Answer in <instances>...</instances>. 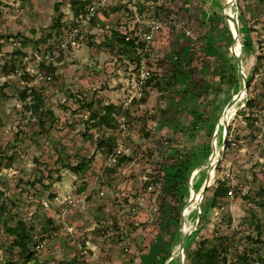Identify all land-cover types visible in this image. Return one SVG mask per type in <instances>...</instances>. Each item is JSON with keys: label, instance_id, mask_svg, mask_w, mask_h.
I'll use <instances>...</instances> for the list:
<instances>
[{"label": "rangeland", "instance_id": "374dc122", "mask_svg": "<svg viewBox=\"0 0 264 264\" xmlns=\"http://www.w3.org/2000/svg\"><path fill=\"white\" fill-rule=\"evenodd\" d=\"M167 1L168 12L176 14L174 26L169 17L155 14L154 0L142 2L139 11L166 21L147 56L151 73L168 77V84L150 86L145 80L139 87V70L131 68L113 37V31H130L135 23L128 3L112 0L101 7L83 36L63 45L61 54L57 48L46 57V65L54 68L48 78L50 72L39 68L38 57L70 34L71 0H0V195L8 205L0 214V264L14 251L4 222L20 218L40 227L50 217L56 227L25 264H185L186 250L215 231L234 237L233 250L256 249L258 222L264 254V205L255 198L264 187V102L254 122L242 113L246 98L264 91V60L236 112L230 111L224 122L228 101L244 87L239 68L229 83L217 76L221 67L231 70L236 64L225 15L233 3ZM235 2L241 38L253 45L242 54L250 76L257 51L264 52V0ZM58 16L62 25L49 37ZM6 63H16L19 71L5 68ZM174 66L175 79L170 76ZM27 69L32 78L22 74ZM200 77L219 87L218 92L193 96L191 88ZM31 85L42 90L43 108L54 111L44 126L19 96ZM106 103H114L120 125H92L93 115ZM123 155L127 159L119 162ZM214 155L219 160L210 171V190L196 199L197 207L191 206L193 191L201 190ZM82 157L92 159L85 173L64 166ZM175 161H187L190 168L180 195L167 189L164 180ZM219 177L228 181L231 192L212 207L211 191ZM185 223L189 228L182 256Z\"/></svg>", "mask_w": 264, "mask_h": 264}, {"label": "trees", "instance_id": "16d2710c", "mask_svg": "<svg viewBox=\"0 0 264 264\" xmlns=\"http://www.w3.org/2000/svg\"><path fill=\"white\" fill-rule=\"evenodd\" d=\"M94 0H71V8L72 13L74 16H78L81 13L85 12L88 8V6L93 2ZM155 1V14L156 15H164L162 18H166L170 16V12H168V3L162 2L158 4ZM247 0H239V2H243ZM165 3V4H164ZM154 9V10H155ZM153 10V11H154ZM242 14V13H241ZM176 16V14H175ZM161 18V19H162ZM94 20V18H93ZM60 25H62V21L60 16L56 17L51 25V31L48 32L47 35L49 37H53L55 34H58L57 27L59 28ZM173 27V26H172ZM113 37L116 39L117 46H120L122 51L124 52L125 56L129 57V60L133 63L134 67H137L139 55L137 53L138 46L142 44V42L139 41V37L135 30H131L128 32H119L118 30L113 31ZM0 42V47H1ZM253 47L251 41L248 39H244V54L249 52L251 48ZM21 52V49H20ZM22 53V52H21ZM62 53V49L60 48V54ZM21 55H25L24 53ZM264 60V52L263 51H257L256 54V61L255 65L253 67V71L251 72L250 76H248V86H251L252 79L254 77V74L256 72H260V64ZM179 64V62H178ZM39 68L44 69L45 73L50 72L48 75V78L52 77L51 72L54 70L52 66L46 65L45 60H41L38 62ZM175 65V62H174ZM5 68L11 67L12 71H19V66L16 63H11V65H8L7 63L4 64ZM238 65L237 61L236 64L233 65V68L230 69L222 68L220 70V73L217 75L219 77L218 80L222 79L226 82H231L232 80H235L238 75L237 71ZM229 70V71H228ZM178 70L174 66V71L171 72V77L174 76V79L177 77ZM22 74L24 77L32 78L34 76V73L31 71H23ZM162 79V80H159ZM264 82V80H263ZM155 84L156 86L160 87L161 84H168V77H159L157 73L154 71L151 73V75L146 79V85ZM169 85H166V87ZM208 90H214L215 92H218V89H215L213 84L210 83V81L206 77H200L197 79L191 88V93L195 97H201L205 91ZM220 92V91H219ZM259 94V93H258ZM257 93L251 94L249 97L246 98L245 102V108L246 111H243V115L247 120H251L254 122L255 120V112L257 109H261L262 105L261 103L264 102V91L260 93V96ZM20 99L25 103V106L27 109L31 110L33 113L39 114L40 123L42 126L45 125L46 120L50 117L54 118V111L50 108H43L44 106V97L42 90L34 85L31 86H25L20 92H19ZM28 98L31 99V101H28ZM145 100V99H144ZM115 105L114 103H106L103 107V111L100 113H95L93 115V118H96V120L92 123L94 126H103L107 125L109 127H116L117 125H120V120L118 117L114 115L115 113ZM43 117L45 119H43ZM264 137V134H263ZM108 141L113 142L114 137L112 135L108 136ZM231 142H227L226 147L230 146ZM127 159L126 156H122L119 159V162ZM91 157H82L78 162L71 163L66 162L64 163V166L68 167L69 169L75 171L76 173H85L88 169V166L91 162ZM187 161H184L182 163H179L177 161L171 163L169 165V170L167 171V174L164 179L168 186L167 189L171 188V191H174V193H180L184 188V181L187 180L188 175L190 174V168L186 164ZM217 183L213 186L212 189V207H216L220 204V202H223L231 192V188L228 184V181L225 178H217ZM33 184H35V179L32 181ZM210 190V187L207 186L205 188L204 195H207V192ZM182 197H185V195L181 194ZM258 196V197H257ZM256 202L258 204L264 205V187H259V190L256 191ZM8 209V205L4 198L0 195V214H3L4 211ZM205 212V209H202L200 221L203 219V214ZM180 214V213H179ZM15 220V219H14ZM199 221V222H200ZM5 226L7 227L8 232L13 236L11 245L14 251L11 253V257L8 258L6 264H25L27 260H31L35 258V252L34 247L41 245V243L51 237L52 231L56 229V227L53 225L52 219L48 217L44 223L40 225V227L37 226L34 221L31 219H24L20 218L14 221L13 223H10L9 221L4 222ZM256 228L258 229V236L256 238H253V241L258 244L256 249H243L241 251L239 250H233L236 246L234 237L232 235H229L228 233L224 232H217L215 231L213 236H204L201 237L198 241L195 247L188 248L186 250V263L185 264H264V254L260 250V246L263 243V239L261 238L262 230L261 225L258 222L256 224ZM16 255V257H12ZM23 259V261L21 260ZM73 260V259H72ZM71 263V262H70Z\"/></svg>", "mask_w": 264, "mask_h": 264}, {"label": "built area", "instance_id": "2783aa9c", "mask_svg": "<svg viewBox=\"0 0 264 264\" xmlns=\"http://www.w3.org/2000/svg\"><path fill=\"white\" fill-rule=\"evenodd\" d=\"M112 0H94L87 8V10L81 13L78 16L73 15L74 19V27L72 28L68 37L61 42L60 44L54 45L52 48H49L45 51V54L42 57H38V60H45L46 57H49L57 50V48H61L65 44H73L77 41V38L83 36V31L86 26L93 20V18L98 14V11L101 7L111 3ZM124 3H128L130 9L134 12L133 17L135 15V23L130 26V31L135 30L139 37V41L142 42L138 46V54L139 59L137 63V69L139 70L138 76L140 77V85L145 82V80L150 76L151 71L148 67V52L150 51L153 41L155 39L156 33L164 26L166 21L161 18L156 17H145L142 13H140V8L142 7L141 3L149 4L152 0H122ZM129 9V10H130ZM128 13V11L126 12ZM175 14H170L168 23L174 26L176 24ZM175 20V21H174ZM142 23V25H137ZM128 32V31H125ZM187 34H193L191 29L186 28ZM38 61V62H39ZM131 68H135L134 65H131ZM29 69H27L28 71ZM135 82V80H134ZM138 84V81L135 82V85ZM124 87L123 90H125ZM124 92V91H123Z\"/></svg>", "mask_w": 264, "mask_h": 264}, {"label": "bare ground", "instance_id": "6f19581e", "mask_svg": "<svg viewBox=\"0 0 264 264\" xmlns=\"http://www.w3.org/2000/svg\"><path fill=\"white\" fill-rule=\"evenodd\" d=\"M230 2L233 3V0H230ZM233 5H235V4L233 3L232 6L231 5H228L226 7L225 15H226V18L228 20V23H229L231 32H232L233 37H234V42H233V45H232V51L236 54V53H241V50H242L241 49L242 48V42H241V35H239L236 32L235 10L233 8ZM239 92H242V93L241 94L239 93L237 95L236 100L229 107H227V109H226L227 110L226 117H225V114H223L221 120H223V121H224V119H227L228 120V118L230 116V111H231V114H234L236 112V107H237L236 103L239 100H241L243 98V95H244V87L243 86L240 88ZM215 159H216V155H214L212 157V160H215ZM212 172H213V170H211V173ZM192 195H193V199H195V200L193 201V203H191V206L197 207L198 205H197L196 199L199 201V199L202 198V196L200 194V191H195L194 190ZM199 208H200V206H199ZM188 228H189L188 223H185L184 232H186L188 230Z\"/></svg>", "mask_w": 264, "mask_h": 264}, {"label": "water", "instance_id": "95a60500", "mask_svg": "<svg viewBox=\"0 0 264 264\" xmlns=\"http://www.w3.org/2000/svg\"><path fill=\"white\" fill-rule=\"evenodd\" d=\"M237 0H233V3L235 4ZM230 2V0L228 1ZM237 8V6H236ZM235 20H236V32L240 35V27H239V21H238V15H237V11L235 10ZM241 42H242V50H241V53H236L235 54V57H236V61H237V65H238V68L239 70L241 71V74H242V77H243V81H244V93H245V90L247 89V84H248V75L246 73V68L244 66V61H243V57H242V54H243V51H244V42H243V39L241 38ZM241 94L242 92H238L237 94L233 95L231 97V99L228 101L224 111H223V114H225V117H226V114H227V107H229L237 98V95L238 94ZM227 122V119H224V122ZM222 124V122L219 123V125ZM225 142V141H224ZM225 147V143L223 144L222 146V149L220 150V154H219V157L222 156V151H223V148ZM219 157L215 160H211L210 162V167H209V172L207 173V176L205 178V181H204V184L200 190V194L201 196L204 195V191H205V188L209 185V182H210V176H211V173L210 171L213 169V167L216 165V162L219 160ZM199 204V202H198ZM198 221H199V218H198ZM185 237H186V232H184L183 234V237H182V240L179 244V247H180V252H181V255L183 256V250H184V241H185Z\"/></svg>", "mask_w": 264, "mask_h": 264}, {"label": "crops", "instance_id": "0c3cea01", "mask_svg": "<svg viewBox=\"0 0 264 264\" xmlns=\"http://www.w3.org/2000/svg\"><path fill=\"white\" fill-rule=\"evenodd\" d=\"M163 1H165V3H168V1L167 0H157L156 2L158 3V4H160V3H162ZM155 2V1H154ZM165 33H166V30H165ZM170 40H172V38H170ZM155 41H156V39H155ZM157 44V43H156ZM153 46V45H152Z\"/></svg>", "mask_w": 264, "mask_h": 264}]
</instances>
